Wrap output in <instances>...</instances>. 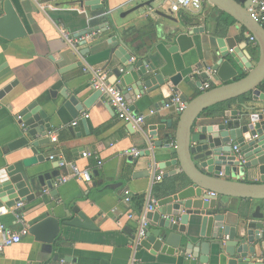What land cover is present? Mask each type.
<instances>
[{
  "label": "crops",
  "instance_id": "obj_1",
  "mask_svg": "<svg viewBox=\"0 0 264 264\" xmlns=\"http://www.w3.org/2000/svg\"><path fill=\"white\" fill-rule=\"evenodd\" d=\"M6 1L9 0H0V16L5 15L3 8ZM10 1L19 13L26 36L8 39L0 35V168L19 160L21 153L12 152L9 147L24 134L20 114L37 103L47 111L53 129L49 135L51 143L42 148L49 161L39 169L57 171L61 177L70 175V168H53L57 163L50 157L56 156L58 160L76 164L82 171H87L92 179L91 182H84L71 178L64 183L57 180L54 185L56 194H52L50 189L35 186L36 199L23 202L20 214L24 223L17 222V206L2 216L0 223L19 231L38 224L47 213L64 220L78 209L93 222L96 229L65 227L53 245L37 241L29 234L20 244L4 250L0 255V264H132L134 261L135 264H218L217 252L213 248L208 263H202L200 257L196 258L200 254L195 245L199 243L198 234L191 225L186 233L193 236L196 257L186 255L182 249L172 255L162 252L153 254L152 250L133 245L132 234L136 237L141 214L137 213L133 200L144 197V211L149 201L154 199L158 202L161 197L157 196L168 192L174 181V168L162 170L165 176L156 186L158 192H154V178L161 170L157 169L151 178H133L135 172L145 170L151 161L147 156L150 149L144 131L153 130L162 119H170L171 136L175 137L179 116L175 108H166L170 91H146L133 101L137 113L145 117L141 129L120 120L104 98L79 112L62 95L64 90L69 98L75 96L82 104L94 93L91 82L96 74H107L109 84L113 85L112 70L107 68L108 53L104 49L113 34V31L103 33L107 19H100L89 9L70 5L67 0ZM147 1L107 0L111 9L118 8L114 19L122 38L134 37L145 41L152 49V62L164 77L179 73H206L204 64L209 63L211 37L231 39V46L240 48L245 58L250 55L251 61L258 60L259 50L255 43L249 44L250 34L237 23L232 26L220 24L224 13L204 1L201 9L191 6L189 12L178 14L170 11L175 0H160L154 5L155 9L179 19L178 22L156 15L147 8L121 17ZM186 13L199 17L197 21L189 20V31L184 26L186 18H182V14ZM200 27L205 28V33H189L193 28ZM94 29H98L96 40L77 50L71 49L65 41L66 34L76 37ZM85 49H90V53L83 57L80 53ZM165 61L170 62L167 68H164ZM77 63L83 66L78 67ZM71 66L77 67L62 73ZM200 93L197 90L192 96ZM85 115L89 116L90 125L84 121ZM82 121L85 123L80 126ZM75 122L79 124L76 127L78 134L72 126ZM53 137L57 138V142H53ZM174 142L173 139L175 146ZM134 149L141 151L138 159L130 154ZM168 152L170 155L165 158L171 155L175 158L174 150ZM84 153L88 154L87 158ZM24 155L31 156V153ZM245 180L258 182L260 177L250 175ZM126 191L131 193V202H126ZM259 206L264 213V202L219 197L217 208L225 215V225L234 228V231L236 229L238 236H245L247 228L241 219L247 215L249 218ZM131 214L134 219L130 220ZM261 234L263 239L251 245L256 256L250 257L253 256L255 262L264 261V231ZM187 243L184 239V246Z\"/></svg>",
  "mask_w": 264,
  "mask_h": 264
},
{
  "label": "water",
  "instance_id": "obj_2",
  "mask_svg": "<svg viewBox=\"0 0 264 264\" xmlns=\"http://www.w3.org/2000/svg\"><path fill=\"white\" fill-rule=\"evenodd\" d=\"M159 1L148 0L121 17L147 8L156 15L178 22L179 19L155 9L154 5ZM203 1L233 18L246 30L254 38L259 57L257 61H251L250 55L247 59L240 48L231 46V39L211 37L209 63L204 64V68L212 69L214 79L220 84L193 97L208 79L205 72L164 77L152 62V49L145 41L134 37L122 38L114 19L118 8L111 9L107 0H67L70 5L89 9L100 19H107L103 33L113 31L104 48L108 53L107 68L112 70V84L122 92L135 115L139 114L133 101L146 91L164 93L167 89L170 91L169 103L178 97L186 104L185 111L178 113L174 138L171 136L170 119H162L153 130L144 131L150 149L147 156L151 161L145 170L135 172L133 178H151L157 169L174 168L176 172L172 175L173 185L158 200L157 210L146 216L149 222L147 237L140 242V246L152 250L153 254L162 252L172 255L182 249L186 255L196 257L193 236L186 233L191 225L193 230H197L199 243L195 245L200 254L196 258L200 257L202 263L209 262L213 248L217 252L218 264H264V261L255 262L253 256H256V251L254 246L251 247L263 239L264 213L261 207H257L249 218L247 215L241 219L247 228L245 236H238L236 229L234 231V228L226 226L225 215L217 208L219 197L264 202V26L256 22L250 12L252 0ZM3 11L5 15L0 16V35L8 39L26 36L19 13L10 0L4 3ZM189 16L184 23L186 31H189V20L197 21L199 18L190 13ZM97 31L89 30L76 38ZM189 33H205V28H193ZM92 42H84L81 46ZM89 53L90 49H85L80 54L85 57ZM76 65L83 66L82 63ZM121 66L123 68H119ZM169 66L170 62L165 61L164 68ZM76 67L66 68L62 73ZM62 95L79 112L90 108L99 98L107 100L100 91H94L82 104L75 96L69 98L66 90ZM218 105H226V109L209 115L208 110ZM20 118L24 134L9 148L21 155L16 163L0 168V207L13 208L24 201H34L35 186L50 189L52 194H56L55 181L61 178L57 171L39 169L49 161L42 151L51 143L49 135L53 131L47 111L34 103L20 114ZM84 121L89 124L88 119ZM84 121L79 123L80 126ZM75 133L78 134L77 128ZM170 150L175 151V158L172 155L165 158L170 155ZM28 152L31 156L25 157ZM53 168L57 169L58 164ZM250 175L260 177V180L246 181L245 177ZM22 211L20 209L18 213ZM73 211L74 215H68L64 220L47 213L44 220L29 229V234L37 241L53 245L65 227L96 229L84 213L78 209ZM132 238L135 239L133 234ZM225 238L227 241H224ZM184 239L188 242L185 246Z\"/></svg>",
  "mask_w": 264,
  "mask_h": 264
},
{
  "label": "built area",
  "instance_id": "obj_3",
  "mask_svg": "<svg viewBox=\"0 0 264 264\" xmlns=\"http://www.w3.org/2000/svg\"><path fill=\"white\" fill-rule=\"evenodd\" d=\"M252 8L250 12L253 15V18L256 22L260 23L264 26V0H252ZM203 5V0H175L172 3L170 11L172 13H181V12H189L190 7H194L196 9H201ZM97 38V33L87 34L82 37H72L66 34L65 41L70 46L71 49L77 50L81 47V44L88 41H94ZM251 42L255 43L254 38L250 37ZM206 74L208 75V79L203 83L200 91H208L219 85V82L214 79L215 72L212 69H206ZM109 77L105 73L96 74L91 82V86L94 91H100L107 98V101L113 108V110L117 113L118 118L120 120H124L129 124L135 126L136 128H142L145 124V117L142 115H135L130 108L129 103L125 99L122 92L115 86L109 84ZM166 108H175L178 113H183L186 109V104L181 101L180 98H175L172 102L166 105ZM85 119H89L88 115L84 116ZM21 120V118H19ZM73 127L78 126V122L73 123ZM53 142H57V138H52ZM234 150L238 152V148L235 147ZM130 154L138 159L141 156V151L134 149L130 152ZM83 156L85 158L88 157L87 153H84ZM50 160L56 162L60 168H70V175L62 176L59 179V183H64L69 181L71 178H78L84 182H91L92 176L87 171H82L78 168L76 164H68L63 160H58L56 156H51ZM165 176V172L161 170L160 174L154 178V184L160 183ZM213 197H216L215 194H212ZM126 202H131V193L129 191L125 192ZM23 203L17 205L16 209V219L19 223H24L23 216L18 213L19 209H22ZM11 208L6 206L0 207V218L10 212ZM157 210V201L151 199L146 209L139 216V227L137 230V235L134 239V247H139L140 242L147 237V229L149 226V222L146 218L147 214L150 212H154ZM129 219H134V215H130ZM29 235V228L23 227L21 230L16 231L12 228H9L0 223V255L4 252V250L18 245L22 242V240ZM135 264V261L132 263Z\"/></svg>",
  "mask_w": 264,
  "mask_h": 264
},
{
  "label": "trees",
  "instance_id": "obj_4",
  "mask_svg": "<svg viewBox=\"0 0 264 264\" xmlns=\"http://www.w3.org/2000/svg\"><path fill=\"white\" fill-rule=\"evenodd\" d=\"M189 17H190L189 16V13L182 14V18H186L185 20H188ZM219 22H220V24L221 23H224V24L229 25V26H232V25H234L236 23L233 20V18H231L230 16H228L226 14L223 15V17L221 18V20ZM224 107H225V105L215 106V107L209 109L208 110V113L215 114V113L223 112L224 111ZM158 185H159V183L155 184V186H154V192H158L159 191L158 187H156ZM165 195H166V192L164 194H162V195H158L157 197H159V198L161 197L162 198ZM133 202H134V205L136 207L137 213H142L143 212V206H144V203H145L144 197L135 198L133 200Z\"/></svg>",
  "mask_w": 264,
  "mask_h": 264
}]
</instances>
